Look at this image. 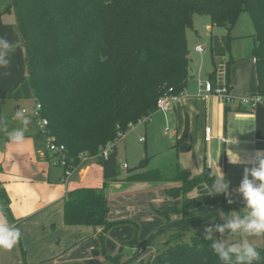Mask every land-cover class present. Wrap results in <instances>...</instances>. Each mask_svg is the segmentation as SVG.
<instances>
[{
	"label": "trees",
	"instance_id": "obj_1",
	"mask_svg": "<svg viewBox=\"0 0 264 264\" xmlns=\"http://www.w3.org/2000/svg\"><path fill=\"white\" fill-rule=\"evenodd\" d=\"M9 7L26 61V74L9 96L41 103L50 134L65 145L73 164H78L79 152L97 154L119 133L125 134L130 124L153 113L158 97L169 87L176 94L183 91L189 78L186 30L192 26L194 14L208 15L211 26L230 29L242 11L248 12L254 27L256 94L264 98V0H12ZM230 39L229 33L210 34L214 69L208 77L212 82L216 66L225 63L229 84ZM188 129L186 118L176 148L186 140ZM96 161L102 165L105 180L118 179L117 145L106 159ZM144 165L141 160L137 172L126 179H160L157 170H143ZM210 171L204 167L194 175L178 168L174 180L181 184L167 193L180 196V205L156 210L163 226L178 228L168 232V244L143 260L138 249L152 245L164 231L144 239L133 237L123 245L137 250L127 259L120 253L109 256L111 264H133L138 259L137 264H221L211 242L203 238L204 230L196 228L211 218L213 224L225 222L223 213L243 207V199L216 206L218 199L224 202L225 194L212 195V205L203 215L183 216L187 209L201 205L187 193L199 183L211 184ZM228 193L231 197L230 184ZM3 197L0 190L2 201ZM108 209L103 187L77 188L64 199L63 221L100 228L103 234L113 225ZM189 231V241H184ZM253 246L260 254L254 264H264V240L261 246Z\"/></svg>",
	"mask_w": 264,
	"mask_h": 264
},
{
	"label": "crops",
	"instance_id": "obj_2",
	"mask_svg": "<svg viewBox=\"0 0 264 264\" xmlns=\"http://www.w3.org/2000/svg\"><path fill=\"white\" fill-rule=\"evenodd\" d=\"M2 27L4 26L0 24V37L6 38L15 51L10 57L9 66L0 69V118L12 117L6 126L0 125V128L6 129L0 131V190L4 195L3 201L0 199V213L6 215L9 222L19 228L21 236L11 250L0 248V264H20L21 261L24 264H68L70 262L64 258L61 244L65 245L67 232L85 225L64 223L63 205L67 193L82 187H103L108 203L112 192H122L135 185L136 181L121 175L117 180H105L102 165L94 159L79 164L70 177L63 181V170L52 164L53 156L46 150L44 139L38 136L31 113V123L24 145H15L8 139L6 132L20 127L19 122L14 119L15 111L9 105L19 108L16 103L21 99L11 97L9 93L14 84L25 76L26 61L17 32L14 34L12 30ZM209 30L210 36L212 27ZM186 37L189 78L178 101L169 114L165 115V121L176 125L182 122L180 129L176 127L172 131L176 138L183 133L186 118L189 129L186 140L179 147H175V156L169 164L150 168L157 170L160 175L159 180L152 181L174 182L175 185L171 187L179 186L181 183L174 180L178 168L189 170L194 175L200 174L204 167L217 174L220 169L224 178L230 182L231 195L243 199L237 189L244 169L254 166V157L258 150L264 151V102L250 109L236 102L224 104L214 97L209 101L204 99L198 80L208 79L214 69L211 56H206L209 43L203 44L199 36L189 44L187 33ZM198 44L203 45V52L195 50ZM236 65L238 66L234 73L233 68L229 69L230 92L236 96L256 94L254 58L251 56V59L237 60ZM205 126L212 128L208 141L204 140ZM230 152L239 155V163L230 162ZM205 187L206 184L199 183L188 194L200 199L202 205L208 206L212 202V195L203 192ZM194 212L192 209L187 214ZM163 225L164 220L161 218L148 226V229L150 231ZM87 227L95 229L90 226L85 228ZM97 231L101 232V229L97 228ZM135 250L136 248L128 247V254L124 258H128Z\"/></svg>",
	"mask_w": 264,
	"mask_h": 264
},
{
	"label": "rangeland",
	"instance_id": "obj_3",
	"mask_svg": "<svg viewBox=\"0 0 264 264\" xmlns=\"http://www.w3.org/2000/svg\"><path fill=\"white\" fill-rule=\"evenodd\" d=\"M11 1L12 0H0V24L12 30L15 34V16L11 7H9ZM210 24L208 15L194 14L192 26L186 30L187 36L189 37V44H192V41L198 39L199 36L202 38L203 44L209 43L210 36L208 33L210 32V27H212V33L221 35L229 33L231 39L227 57H231L229 69L231 68L230 70H232L233 68L234 73L238 66L236 65L237 60L251 59L252 56L254 27L251 18L248 12L242 11L230 29L222 26H211ZM206 56L210 58L209 48H206ZM212 97L219 99L225 104L222 97L217 94H210L207 101ZM16 105H19V108L11 105H9V108L14 111L25 109L27 112L26 114L30 117L34 99L21 98ZM168 114L169 111L167 113L154 111L149 121L137 122L126 131L124 137L118 142L117 162L121 165V168H119V175H121V177L135 174L137 172L136 166L141 160H143L145 164L143 170H147L152 167H159L165 163L169 164L172 157L175 156L176 148L174 144L176 137L172 134V131H174L176 127L180 129L182 122L179 125L170 121L166 122L165 115ZM0 119L3 120L2 125L6 126L12 117H3ZM33 125L36 129L34 122ZM165 127L168 132L164 131ZM141 137L144 138L142 142L139 141ZM124 163L127 164V168H123ZM134 181H136L135 185L125 188L122 192H112L108 198V218L113 225L103 234H100L97 228H85L86 226L76 229L75 231H70L69 233L67 232L65 245L63 246V244H61V247L64 248L63 255L66 260L70 263L78 262L81 264H111L109 256L120 253L122 258H124L125 255L128 254L126 252L128 246L125 244L123 245L125 241L133 237L139 239L147 238L151 233H156L161 227L158 226V228L151 229L150 231L148 229V226L161 219V216L157 214L156 210H163L169 205H180L181 203L182 199L180 196H171L167 193V190L171 188L172 185H175L174 182L157 183L149 179H134ZM188 193L187 196L189 198L198 199L190 196V193ZM229 197V193L225 194L224 202L218 199L216 202L218 204H216V206L219 204L221 206L229 205V201L232 203L235 200H240V198L234 196ZM198 200L201 202L200 199ZM211 205L212 204L204 206L201 202L199 207L187 209L183 216L190 218L203 215L209 210ZM192 209L195 210L194 214H187V211ZM240 209H242V207H234L230 209L229 212L239 211ZM222 217L225 219L224 215ZM214 225L217 224H213V219L211 218L196 229L204 230L205 226ZM190 233L189 231L184 234V241H189ZM213 235L219 239L225 240L238 239V237H230L228 230H225V233L222 234L216 232L214 229ZM164 237H168V232H162L152 245L146 246L141 252L139 259L147 260L155 256L157 252L162 249V244H158V242L165 239ZM249 240L253 245L261 246L264 237L253 236L249 237ZM132 254L133 253H131V255ZM139 259L134 261L133 264H137ZM20 264H24V262L21 261Z\"/></svg>",
	"mask_w": 264,
	"mask_h": 264
},
{
	"label": "clouds",
	"instance_id": "obj_4",
	"mask_svg": "<svg viewBox=\"0 0 264 264\" xmlns=\"http://www.w3.org/2000/svg\"><path fill=\"white\" fill-rule=\"evenodd\" d=\"M14 51L13 45L6 38L0 37V69L9 66ZM14 119L19 122L20 127L13 128L6 134L13 144L22 147L31 120L23 110L15 111ZM0 124H3L2 119ZM4 130L6 129L0 128V131ZM230 153L228 154L230 162L239 163V155ZM254 161L253 167L244 169L243 178L237 189L244 201L242 209L223 213L225 223L204 228L203 238L211 242V248L221 264H254L260 260V254L249 237L264 236V151L258 150ZM209 179L212 182L203 189L204 193L209 196L228 193L230 182L224 178L220 169L218 174L210 171ZM214 229L222 234L228 230L230 237H238V239H217L213 236ZM20 236L19 228L13 226L8 217L0 213V248L11 250L18 243Z\"/></svg>",
	"mask_w": 264,
	"mask_h": 264
},
{
	"label": "built area",
	"instance_id": "obj_5",
	"mask_svg": "<svg viewBox=\"0 0 264 264\" xmlns=\"http://www.w3.org/2000/svg\"><path fill=\"white\" fill-rule=\"evenodd\" d=\"M195 50L198 52H203V45L198 44L195 47ZM214 82L211 79H199L198 85L201 91V95L204 99H207L210 94H217L222 97L225 104H231L236 102L240 106H246L250 109L255 108L258 104L264 102V98L261 95L254 94L250 96H236L230 92V86L227 83V68L225 63L218 64L214 70ZM181 93L176 94L173 91L172 87H169L165 92H163L156 101L155 111H161L163 113H167L170 111L174 104L178 101ZM41 103L37 100H34V105L31 110V115L34 119V123L36 125L37 132L44 139L45 148L48 152H50L53 156L52 164L62 168L63 177L62 180L66 181L74 169L81 163L101 157L102 159H106L108 155L113 152L114 146L118 144V142L124 137V134L119 133L118 137H116L113 141L107 143L105 146L99 148V152L97 154L91 155L87 152H79L77 154L78 164L72 163V158L68 155L66 147L62 143H57L55 141L54 136H52L47 128L48 121L41 114ZM26 112L25 109H22ZM151 114L142 117L138 120V122H145L151 119ZM133 124H130L132 126ZM167 132V128H165ZM204 140L208 141L211 138V128L210 126H205L204 128ZM140 142L144 141V138L141 137L139 139ZM123 168H127L126 164H123Z\"/></svg>",
	"mask_w": 264,
	"mask_h": 264
},
{
	"label": "water",
	"instance_id": "obj_6",
	"mask_svg": "<svg viewBox=\"0 0 264 264\" xmlns=\"http://www.w3.org/2000/svg\"><path fill=\"white\" fill-rule=\"evenodd\" d=\"M177 229H178L177 227L162 226L156 231L155 234L159 233L160 231L173 232V231H176ZM158 244L166 245V244H168V240L163 239V240L159 241ZM145 248H146V244L142 245V247L139 248L137 254L141 253Z\"/></svg>",
	"mask_w": 264,
	"mask_h": 264
}]
</instances>
